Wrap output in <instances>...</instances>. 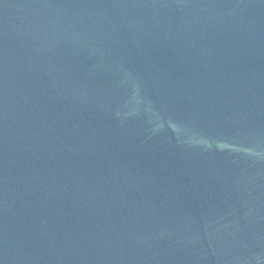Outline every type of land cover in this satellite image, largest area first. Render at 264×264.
Returning a JSON list of instances; mask_svg holds the SVG:
<instances>
[{
	"label": "water",
	"instance_id": "1",
	"mask_svg": "<svg viewBox=\"0 0 264 264\" xmlns=\"http://www.w3.org/2000/svg\"><path fill=\"white\" fill-rule=\"evenodd\" d=\"M0 264H264V0H0Z\"/></svg>",
	"mask_w": 264,
	"mask_h": 264
}]
</instances>
